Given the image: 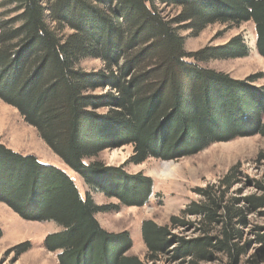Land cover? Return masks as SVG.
<instances>
[{"label": "trees", "instance_id": "1", "mask_svg": "<svg viewBox=\"0 0 264 264\" xmlns=\"http://www.w3.org/2000/svg\"><path fill=\"white\" fill-rule=\"evenodd\" d=\"M156 1L1 0V7L19 13V26L0 18V99L17 109L89 188L118 201L99 205L90 192L82 195L65 169L0 144V202L26 221L60 228L43 242L49 252L58 253L59 264H156L167 253L183 264H201L218 254L228 264H239L246 253L240 245L246 212L264 209V195L245 198L244 209L237 199L228 202L221 190L200 189L204 200L185 212L201 219L203 236L177 237L172 228L186 225L177 217L172 226L144 220L146 260L130 253L128 231L110 232L97 219L98 213L118 212L123 206L143 207L154 195L150 177L97 161L107 149L131 145L129 162L142 164L149 158L191 156L217 142L264 137V87H252L255 78L234 80L198 64L248 56L243 40L237 37L222 47L187 53L184 38L174 23L160 16ZM175 1L183 6L180 21L191 22L197 32L216 23L253 22L257 49L264 57V0ZM105 6L111 14L103 12ZM66 27L73 33L62 35ZM134 43L151 46L120 64ZM85 58L102 59L118 74L84 72L79 64ZM157 60L161 64L152 71L131 74L135 67ZM105 85L118 96L89 94ZM104 108L112 110L99 114ZM231 175L223 182L228 187ZM256 185L264 191L263 183ZM31 247L26 242L13 251L19 257Z\"/></svg>", "mask_w": 264, "mask_h": 264}, {"label": "rangeland", "instance_id": "2", "mask_svg": "<svg viewBox=\"0 0 264 264\" xmlns=\"http://www.w3.org/2000/svg\"><path fill=\"white\" fill-rule=\"evenodd\" d=\"M164 1L157 0L156 8L164 21L174 23V27L185 40L184 49L187 53L222 47L237 37H240L249 48V54L244 58H212L198 63L200 67L224 73L234 80L246 81L249 78H255L250 85L255 88L264 87V57L257 49V33L253 22L239 26L216 23L197 32L191 29V22L180 21L183 14L182 5L175 0L168 3ZM12 10L13 7L0 6V18H4L9 25L14 24L12 26L15 28L19 26L15 22L19 13ZM111 10V7L105 6L103 12L111 14ZM52 26L56 24L52 23ZM72 33L73 30L66 27L62 35ZM149 46H151L150 43L142 45L134 43L128 49L126 56L120 60V64L143 54ZM189 61L196 62L194 59ZM160 64V60L145 62L135 67L131 74L133 76L145 74ZM79 69L104 76L118 74L117 68H110L102 59L96 58L83 59ZM89 94L117 97L119 93L110 85H105ZM111 110L104 108L98 110V113L106 115ZM0 144L17 153L35 155L44 163L65 169L75 180L82 195L84 196L87 191L90 192L97 204L118 203L117 199H109L101 192L89 188L76 173L65 166L39 132L25 122L18 110L1 99ZM133 154V147L127 145L107 149L96 160L108 167H122L131 175L141 173L150 177L153 181L154 195L143 207L123 206L118 212L98 213L96 217L102 227L110 232L128 231L133 240L130 253L142 260H146L147 254L141 235V225L144 220H153L161 226H172V218L177 217L186 222V225L172 228V233L177 237L193 239L203 236L201 219L185 212L193 203L204 200L198 190L210 187L221 190L225 192L228 202L237 199V206L244 209L247 208L245 198L264 195V191L256 185V182L264 185V137L260 135L213 143L202 152L172 160L149 158L142 164H133L129 162ZM167 167L170 172L164 175ZM228 175L232 176V185L229 187L223 183ZM246 217L247 223L241 226L242 239L240 240V245L246 247V253L241 256L239 264H264V242L260 240L264 236V209L247 210ZM0 228L3 231V237L0 240V264H59L58 253L49 252L43 243L46 235L60 230L57 225L26 221L8 205L0 202ZM214 234V232L211 233V235ZM26 242L31 243V249L17 257L13 251L14 248ZM228 262L225 256L218 254L214 259L201 264H228ZM156 264H183V262L172 260L167 253Z\"/></svg>", "mask_w": 264, "mask_h": 264}, {"label": "bare ground", "instance_id": "3", "mask_svg": "<svg viewBox=\"0 0 264 264\" xmlns=\"http://www.w3.org/2000/svg\"><path fill=\"white\" fill-rule=\"evenodd\" d=\"M169 172H170V169H169V167H167L166 169H165V171H164V175H168L169 174Z\"/></svg>", "mask_w": 264, "mask_h": 264}, {"label": "crops", "instance_id": "4", "mask_svg": "<svg viewBox=\"0 0 264 264\" xmlns=\"http://www.w3.org/2000/svg\"><path fill=\"white\" fill-rule=\"evenodd\" d=\"M49 164V163H48ZM57 166V165H56ZM59 167V166H58ZM100 205V204H99ZM45 223H51V222H45ZM53 224H55V223H53ZM56 225V224H55Z\"/></svg>", "mask_w": 264, "mask_h": 264}]
</instances>
